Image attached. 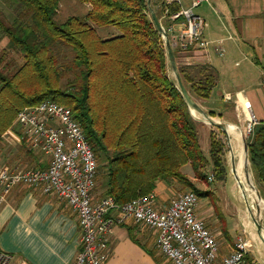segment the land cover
<instances>
[{"label":"trees","instance_id":"16d2710c","mask_svg":"<svg viewBox=\"0 0 264 264\" xmlns=\"http://www.w3.org/2000/svg\"><path fill=\"white\" fill-rule=\"evenodd\" d=\"M8 1L22 11L13 22L0 14V32L24 63L6 73L0 58V140L22 109L52 100L72 111L96 158L106 156L104 197L125 204L153 193L160 182L187 184L182 169L188 165L205 179L209 161L189 107L168 75L164 40L147 0H80L90 6L85 18L64 23L57 20L61 0ZM168 10L181 8L173 4ZM103 27L117 29L118 35L101 39L97 28ZM59 47L73 54L68 67L59 64ZM204 71L198 78L178 65L189 94L208 100L216 79ZM248 152L264 188V122L254 127ZM210 157L215 178L224 181V145L213 136Z\"/></svg>","mask_w":264,"mask_h":264},{"label":"crops","instance_id":"0c3cea01","mask_svg":"<svg viewBox=\"0 0 264 264\" xmlns=\"http://www.w3.org/2000/svg\"><path fill=\"white\" fill-rule=\"evenodd\" d=\"M178 5L182 9H192V12L201 16L206 23L204 36L209 42L208 49L190 55L189 63L183 61L180 56H176V61L178 65L191 68L195 77L199 78L200 70L204 71V68H208L215 76L216 86L211 98L200 99L204 106L209 108V114L223 118L220 114L223 109L235 108L238 113H241L249 108L257 122H264L256 118L244 89L236 88V92L232 94L225 93L224 88L225 75L230 70L241 68L235 71L234 82L249 83L251 81L250 83H253L254 81V84L264 89L262 84L264 0H209L196 8H192V0H179ZM87 6L90 10V6ZM151 8L161 24L168 26L169 23L162 13V0H152ZM116 35L118 33L114 36ZM219 44L222 47V55L217 52ZM216 89L220 90L218 97L215 96ZM192 98L201 107L196 101L197 98L194 96ZM233 122L228 120V124ZM203 138L205 145L201 149L204 155L205 150L209 151V156L205 155L209 161L205 180L209 181V177L214 176L209 170L212 163L210 141L205 136ZM201 140L199 136L200 146ZM47 163V156L39 150L31 149L28 144L20 140V131L14 124L3 134L0 140V165L38 169L45 168ZM227 178L228 173L226 180ZM225 181L217 179L214 182L209 181L212 188L201 191L202 194L210 193L201 197L206 199L207 203L200 204L198 208L199 217L206 222L220 245L218 264H221L223 259L233 252L237 238L248 232L245 228L238 230V227H231L229 229L222 208L217 204L222 202ZM167 187L166 183L160 182L154 193L158 198L166 200L168 190L171 192V189ZM94 199L99 200L97 197ZM212 199H214L213 202ZM229 213L227 212L226 215ZM210 224L212 227L209 226ZM0 246L4 252L12 256V264H72L80 247L78 217L57 197L45 195L40 188L19 185L0 204ZM263 258L264 248L256 245L252 247L246 264H261L260 259ZM106 264L172 263L156 248L154 230L142 224L128 223L115 228L110 245V257Z\"/></svg>","mask_w":264,"mask_h":264},{"label":"built area","instance_id":"2783aa9c","mask_svg":"<svg viewBox=\"0 0 264 264\" xmlns=\"http://www.w3.org/2000/svg\"><path fill=\"white\" fill-rule=\"evenodd\" d=\"M208 1L192 0V8ZM173 4H179V0H162L169 23L163 27L174 54L189 63L190 55L208 49L206 23L192 9L170 13L168 7ZM217 52L223 54L221 44ZM262 84L264 87V78ZM257 124L253 118L250 134ZM14 125L20 131V140L47 156L48 163L38 169L0 165V204L19 185L40 188L45 195L63 201L77 215L80 228V247L72 264H106L115 228L128 223L154 230L156 248L172 264H218L220 245L199 217L200 198L195 192L180 195L168 205H162L154 192L125 204L117 203L112 196L96 201L93 192L98 161L69 108L46 100L22 109ZM251 249V240L239 237L233 252L221 264H246ZM0 264H12V256L1 246Z\"/></svg>","mask_w":264,"mask_h":264},{"label":"rangeland","instance_id":"374dc122","mask_svg":"<svg viewBox=\"0 0 264 264\" xmlns=\"http://www.w3.org/2000/svg\"><path fill=\"white\" fill-rule=\"evenodd\" d=\"M88 10L89 7L86 4L82 3L80 0H61L59 3L57 20L60 23H64L66 20H68L71 17L85 18V16L88 13ZM21 11L22 9H20L17 5L10 3L8 0H0V14L7 21L13 22L15 19L19 17ZM97 31H98V35L103 40L108 39L109 37H112L116 33H118L117 29L111 27L97 28ZM57 52L59 53V58H60L59 64L68 67L73 60V54L71 53L70 49L59 47V49H57ZM0 58L3 59L1 69L3 71L5 70L6 73L17 71L24 63L23 57L20 54V52L17 49L12 48L10 46L8 38L2 32H0ZM180 66H184V65H180ZM238 70H241V68H235L233 71L230 70L227 73V75H225L224 78L225 93L227 92L233 94V92H236L235 91L236 88L244 89L245 94L250 99L251 107L253 108L256 118L259 121H264V89L258 84H254V81L253 83H250L251 81H249V83L245 81L234 82L233 78H235L236 75L235 71ZM67 75H68L67 77L70 78L73 77V74L71 72H68ZM168 75L171 78V80H173L178 86L175 74L170 66H168ZM66 82L67 79L63 81V85H65ZM249 87L251 88L248 89ZM219 92L220 90L216 89L215 96L218 97ZM196 101L201 105V108L204 110V112L208 116H210L209 114L210 110L209 108H206L204 106L203 101L198 98L196 99ZM193 114L195 117L199 116L197 112L193 111ZM220 114L222 115L223 118H218V117L215 118L212 117V118H214L215 121L220 122V124H224V125L228 124V120L234 121L233 124L237 125L241 129L239 131L243 132V144L244 145L247 144L248 146V142L252 140L253 132H254L253 130L252 134L249 133V124L254 118L251 110L248 108L246 112L242 111L241 113H238L235 108H230V109L221 110ZM192 118L196 122L197 132L200 138L202 139L201 140L202 148H204L205 145L203 138L204 136L208 141H210L211 137L213 136L216 140L220 141L224 145V161L227 170L226 172L228 173V178L227 180L225 179L226 181L224 180L226 184L223 187L224 193L222 194L223 195L222 202L221 204L219 203L217 204L220 205V207L222 208V212L226 218V223L229 229L231 227L232 228L238 227V230L242 228L247 229L248 231L247 234L241 233L242 235H240V237L247 236V238H249L252 242V247L259 245L264 248V243L262 242V239L260 237L258 227L254 225L255 223L254 221L257 220L259 222V225H261L262 229L264 230V198L262 197V194L264 193V188L262 187V185L258 180L257 174L250 162V159L247 165V172L251 175V180L249 179L250 176L245 171H241L238 176L240 183L246 186L252 185L255 188L256 201L250 203L246 192L238 183L239 181H237V177H236V171H237L236 167H238L237 164L239 161L238 157L240 158V154L242 150L241 142L237 141L232 136L230 131H227L226 134L216 126L199 122L193 116ZM199 118L202 117L199 116ZM205 155L209 156L208 150L207 151L205 150ZM246 158H249V152H248V156L246 154ZM97 161H98V174H97L96 187L93 192V196L94 198L97 197L98 199H102L104 198L103 192H104L105 181L103 179V175H104L105 166L107 164L106 156L103 155V157L98 158ZM209 170H211V172L214 174V167L212 163H211V168H209ZM182 172L189 180L188 183L180 184L177 181H173L170 184L166 183L168 185L167 188L171 189V192L170 190H168L166 200L158 198L162 205H166V204L168 205L170 201L176 199L180 195H183L187 192L202 193L203 190H208L212 188L211 183H208L210 180L206 181L205 179L198 178V176L195 174V172L193 171L190 165L184 167L182 169ZM207 172L208 169L206 168L203 174L206 175ZM215 180L216 178L214 176L213 182ZM161 183H165V182H161ZM205 194H210V193L204 192L203 195ZM259 197L263 200V206H260L257 202ZM213 200L214 199H212L211 201L213 202ZM202 203L204 204L207 203V200L200 198V204ZM227 212H230L229 215H226ZM226 216H228V218ZM209 226L212 227V224H210ZM260 263L264 264V258L260 259Z\"/></svg>","mask_w":264,"mask_h":264},{"label":"water","instance_id":"95a60500","mask_svg":"<svg viewBox=\"0 0 264 264\" xmlns=\"http://www.w3.org/2000/svg\"><path fill=\"white\" fill-rule=\"evenodd\" d=\"M151 1L152 0H147L148 6H149V12H150L151 20L154 23L156 29L161 34V36H162V38L164 40L167 56H168V59H169V64H170V66H171V68H172V70H173V72L175 74V77H176V80H177V83H178V88H179L181 94L183 95V97L185 99V102L187 103V105L189 107L191 115L193 116V114H192L193 110L196 111L197 113L202 115L204 118L208 119L209 120L208 122L212 126H216V127L220 128L223 132H225L227 134L226 125L220 124V123L218 124V123L213 122L214 118L208 116L202 110V108L195 102V100L192 98V96L189 94V92L187 91L186 87L184 86V84L182 82V79H181V77L179 75V72H178V64H177V61H176V57H175L174 51H173V49H172V47L170 45V42L168 40V37H167V34H166L165 30H164L163 25L161 24V22H160L159 18L157 17L156 13L154 12V10L151 8ZM244 150H245V153L248 156V146H247V144L244 145ZM247 159H248V162H249V158H247ZM261 227L262 226L260 225L258 230H259V234H260V237L262 239V242L264 243V236H263V234H262V232L260 230Z\"/></svg>","mask_w":264,"mask_h":264},{"label":"bare ground","instance_id":"6f19581e","mask_svg":"<svg viewBox=\"0 0 264 264\" xmlns=\"http://www.w3.org/2000/svg\"><path fill=\"white\" fill-rule=\"evenodd\" d=\"M194 111V110H193ZM193 111H192V114H193ZM194 112H196V111H194ZM199 114V113H198ZM193 116H194V114H193ZM199 116H201L202 118H199ZM199 116H194V118L197 120V121H199V122H203V123H205V124H208V125H211L208 121V119H206V118H204L202 115H200L199 114ZM213 122H215V123H220V122H217V121H215V120H213ZM226 127H227V131H230L231 132V134H232V136L237 140V141H239V142H241V147H242V150H241V154H240V158L238 157V159H239V161H238V167H236L237 168V171H236V177H237V181H239V173L241 172V171H245L250 177H249V179L251 180V175L247 172V165H248V161H247V158H246V153H245V150H244V144H243V132H241V131H239V130H241L237 125H234V124H227L226 125ZM237 156V155H236ZM237 158V157H236ZM237 159V160H238ZM237 164H236V166H237ZM240 185H241V187L243 188V190L246 192V194H247V197H248V199H249V202L250 203H252L253 201H256L255 199H256V195H255V188L252 186V185H248V186H246V185H244V184H242V183H240V181L238 182ZM239 185V186H240ZM258 204L260 205V206H263V200L259 197L258 198ZM255 223H254V225L255 226H257L258 228H259V222L257 221V220H255L254 221ZM260 230H261V232H262V234H263V236H264V230L262 229V227L260 228Z\"/></svg>","mask_w":264,"mask_h":264}]
</instances>
